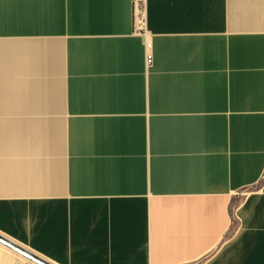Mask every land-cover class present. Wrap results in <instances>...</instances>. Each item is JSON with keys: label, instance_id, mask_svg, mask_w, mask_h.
<instances>
[{"label": "crops", "instance_id": "0c3cea01", "mask_svg": "<svg viewBox=\"0 0 264 264\" xmlns=\"http://www.w3.org/2000/svg\"><path fill=\"white\" fill-rule=\"evenodd\" d=\"M135 1L0 0V234L53 264H264V0H142L143 31Z\"/></svg>", "mask_w": 264, "mask_h": 264}, {"label": "built area", "instance_id": "2783aa9c", "mask_svg": "<svg viewBox=\"0 0 264 264\" xmlns=\"http://www.w3.org/2000/svg\"><path fill=\"white\" fill-rule=\"evenodd\" d=\"M134 24L138 30H145L146 26V14L145 6L142 0H136L134 2ZM148 48V61L151 63L153 58L152 43L147 42Z\"/></svg>", "mask_w": 264, "mask_h": 264}, {"label": "water", "instance_id": "95a60500", "mask_svg": "<svg viewBox=\"0 0 264 264\" xmlns=\"http://www.w3.org/2000/svg\"><path fill=\"white\" fill-rule=\"evenodd\" d=\"M0 242L7 245L8 247L16 250L17 252L25 255L26 257L34 260L35 262L39 263V264H53L47 260H45L44 258H42L41 256L35 254L34 252L22 247L21 245L13 242L12 240L6 238L5 236L0 234Z\"/></svg>", "mask_w": 264, "mask_h": 264}]
</instances>
